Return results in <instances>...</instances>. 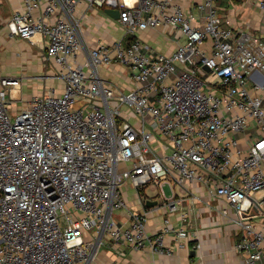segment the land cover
<instances>
[{
  "label": "built area",
  "instance_id": "built-area-1",
  "mask_svg": "<svg viewBox=\"0 0 264 264\" xmlns=\"http://www.w3.org/2000/svg\"><path fill=\"white\" fill-rule=\"evenodd\" d=\"M21 1L10 37L45 48L65 87L34 96L13 116L21 80L0 75V264H101L104 246L172 254L164 235L193 233L167 218L149 234L147 213L124 199L127 180L138 195L156 189L168 213L182 204L175 185L201 184L232 208L245 264H264V40L225 25L219 0L197 3L195 13L180 0ZM255 1L264 12V0ZM81 4L118 9L126 31L88 48L84 62ZM161 27L184 38L170 54L136 35ZM114 63L128 69V91L99 74ZM125 105L140 127L122 114ZM122 208L128 225L115 217Z\"/></svg>",
  "mask_w": 264,
  "mask_h": 264
},
{
  "label": "crops",
  "instance_id": "crops-1",
  "mask_svg": "<svg viewBox=\"0 0 264 264\" xmlns=\"http://www.w3.org/2000/svg\"><path fill=\"white\" fill-rule=\"evenodd\" d=\"M202 1L180 0L179 2L188 11L195 13L196 4ZM0 3L4 12V26L0 29V48L3 47V52H0V75L18 77L21 83L23 81L24 84L26 83L22 104L19 105L12 95L11 100L14 105L12 103L10 108L15 113L34 96L49 92L54 95L61 94L65 81L59 77V65L53 59L45 58V48L19 37H10L7 23L15 10L23 9L22 1L0 0ZM218 5L226 21L225 25L241 27L264 40V12L257 1L219 0ZM104 10L81 4L76 11V15L81 19L80 30L84 43V50L78 57L80 62L86 60L88 48L100 42L110 43L122 39L126 35L124 27L118 20L109 16ZM136 35L149 46L165 54L174 52L184 41L183 37L179 38L178 34L168 27L138 31ZM36 50H38L37 54H35ZM41 59L43 61L45 59L50 65L45 68ZM99 74L121 90L128 91L134 86L128 69L121 64L102 65L99 67ZM129 187L135 188L130 181L123 182L124 199L132 210L147 213L146 228L149 234L161 232L167 218L170 219V226L186 224L193 234L185 239H180L174 233L164 235V245L172 249V254L158 253L151 247L134 249L125 245V255H120L112 247L107 246V249H103L104 257L100 258L101 262L103 260L105 264H245L244 254L235 247L240 238L239 228L228 218V215L233 216L234 212L224 199L212 198L207 189L198 183L175 185L173 190L182 198V204L178 211L168 213L154 203H157L156 189L148 188L151 189V193L146 192V188L140 189V195L136 189L131 199ZM184 212L189 213V219L185 223L182 219ZM115 217L117 221L126 225L130 220L126 208L117 210ZM199 243L200 247L197 246Z\"/></svg>",
  "mask_w": 264,
  "mask_h": 264
},
{
  "label": "rangeland",
  "instance_id": "rangeland-1",
  "mask_svg": "<svg viewBox=\"0 0 264 264\" xmlns=\"http://www.w3.org/2000/svg\"><path fill=\"white\" fill-rule=\"evenodd\" d=\"M3 15H4V12L2 10L1 3H0V29L4 26ZM0 52H3V47L0 48ZM37 52H38V50L35 51V54H37ZM45 61L46 60L44 59L43 65L45 66V68H47L50 65V63H46ZM1 76H3V75H1ZM25 85H26V83L24 84V81H23L21 83V87L20 88L14 89L12 91V95L14 96L13 98L19 105L22 104V102H23V96H24L23 93H24V89H25L24 87H26ZM13 105H14V103H13ZM13 110H15L14 106H13ZM10 112H11V114H13V116L16 115V112L12 113L11 109H10ZM17 112H19V111H17ZM121 112L125 116L126 119L130 120L132 123H134L138 127H140V125L138 123L139 116L131 107H129L127 105L122 106L121 107ZM129 189H130V192H129L130 195L129 196H130L131 199H133V196L135 195L136 189L135 188H131V187H129ZM164 189H165V192H166L167 196H170L171 195V190H170L169 186L168 185L164 186ZM146 192L151 193V189L146 188ZM101 248L102 249L99 251L98 256H100V258L102 259V257H104V250L103 249H107L108 247L104 246V247H101ZM102 262H103V260H102ZM102 262L100 261L101 264L104 263V262L103 263Z\"/></svg>",
  "mask_w": 264,
  "mask_h": 264
},
{
  "label": "water",
  "instance_id": "water-1",
  "mask_svg": "<svg viewBox=\"0 0 264 264\" xmlns=\"http://www.w3.org/2000/svg\"><path fill=\"white\" fill-rule=\"evenodd\" d=\"M105 13H107L109 16H111L114 19H118L119 18V10L118 9H114V8H106ZM155 204H157L156 202H154Z\"/></svg>",
  "mask_w": 264,
  "mask_h": 264
},
{
  "label": "trees",
  "instance_id": "trees-1",
  "mask_svg": "<svg viewBox=\"0 0 264 264\" xmlns=\"http://www.w3.org/2000/svg\"><path fill=\"white\" fill-rule=\"evenodd\" d=\"M141 191V190H140Z\"/></svg>",
  "mask_w": 264,
  "mask_h": 264
}]
</instances>
